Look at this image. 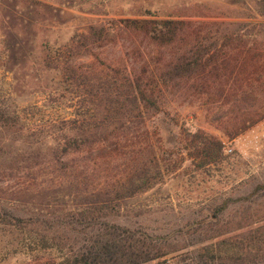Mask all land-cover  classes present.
Returning <instances> with one entry per match:
<instances>
[{"label":"trees","instance_id":"1","mask_svg":"<svg viewBox=\"0 0 264 264\" xmlns=\"http://www.w3.org/2000/svg\"><path fill=\"white\" fill-rule=\"evenodd\" d=\"M119 25L120 29L163 47L177 41L186 23L148 13L121 19ZM258 35L246 30L228 36L220 47L236 44L242 50L221 65H217L219 51L193 48L148 79L142 75L120 77L121 70L115 69L120 82L115 78L111 81L107 77L78 75L69 65L70 57L88 56L94 43H107L111 33L105 27H90L85 34L73 35L62 49L48 50L45 66L61 77V91L68 94L59 105L65 108L67 101L76 100L78 107L70 106L73 112L69 118L39 127L51 130L35 133V154L36 150L38 155L39 150L50 149L60 173L56 176L59 187L49 203L35 208L34 219L0 220V230L19 236L17 249L9 254L24 255L35 260V264H152L165 262L167 257L190 248L192 253L186 264H264V203H257L264 196V169L255 178L261 166L248 164L237 150L225 154L222 141L199 129L180 127L177 138L185 155L180 164L188 159L191 172L208 177L214 169L220 174L229 169L232 176L239 171L252 176L254 187L237 199L240 206L232 213L231 200L209 206L203 217L186 226L199 238L181 246L173 242L181 238L183 229L156 232L139 221L150 212L147 208L127 211L126 215L135 219L133 223L117 222L130 200L164 184L165 176L181 167L173 164L172 154L165 150L157 154L144 148L128 150L133 144H129L130 127L121 121L158 111L155 90L160 87L177 85L183 79L198 82L207 72L217 77L220 69H228L225 80H213L220 84L207 97L206 117L209 123H222L223 117H228L230 142L243 137L264 121V46L255 48ZM228 82L229 87L237 85L240 90L225 91ZM254 85L262 90L261 95L254 93ZM198 87L206 93L211 88L208 80ZM214 104L220 112L224 111L223 117L211 108ZM10 120L11 113L0 108V123L6 126ZM57 123L62 126L57 128ZM35 163L40 165L41 161ZM97 166L104 169L97 172Z\"/></svg>","mask_w":264,"mask_h":264},{"label":"rangeland","instance_id":"2","mask_svg":"<svg viewBox=\"0 0 264 264\" xmlns=\"http://www.w3.org/2000/svg\"><path fill=\"white\" fill-rule=\"evenodd\" d=\"M148 13L186 23L174 44L159 47L142 35L120 29L119 20ZM90 27H105L111 37L107 43H94L88 56L68 59L78 75L107 77L111 81L115 78L120 82L114 71L120 69V77L127 75L132 79L142 75L148 79L182 52L193 48H208L210 53L219 51L217 65L233 60L242 47L220 46L228 36L246 30L259 34L254 43L255 48L261 49L264 0H0V108H5L12 117L8 125L0 123V220L12 217L32 220L35 208L49 203L56 194L59 187L56 176L60 173L50 149L38 151V155H44L42 158L37 157V150L35 154V133L51 130L39 127L69 118L73 112L70 106L77 108L78 103L67 101L62 108L68 94L61 91V77L45 66V56L48 50L62 49L73 35L85 34ZM228 74V69H220L217 77L207 72L198 82L183 79L177 85L160 87L155 90L158 111L121 121L123 126L130 127L129 144H133L128 150L144 148L156 154L165 150L172 154L173 164L181 167L166 175L164 184L130 200L120 213L119 224L135 222L132 216L126 215L130 209L147 208L150 212L139 221L156 232L183 229L181 238L173 242L181 246L199 238L198 233H192V228L186 226L203 217L209 206L231 200L229 212L232 213L240 206L237 199L252 191L254 180L242 171L232 176L229 169L222 174L214 169L208 177L191 172L188 159L180 164L185 155L177 136L180 127H186L218 138L225 144V154L237 150L248 164L261 166L260 171H254L257 172L254 177L263 172L264 121L230 142L227 131L231 123L227 122L228 117H223L224 111L211 105L223 117L222 123H209L206 117L207 97L220 84L213 80L223 81ZM204 80L211 86L209 93L198 87ZM230 84L227 83L225 91L240 90L237 85L229 87ZM254 86V93L261 95L262 90ZM57 124V128L62 126ZM37 161H41L40 165ZM96 168L97 172L104 169L103 166ZM257 203L263 204L264 196ZM18 239L16 232L0 230V264H35V260L24 255L9 254L17 249ZM191 253L192 249L186 248L171 255L172 260L167 257L165 262L152 264H186Z\"/></svg>","mask_w":264,"mask_h":264}]
</instances>
